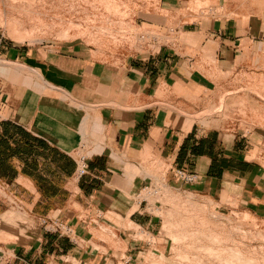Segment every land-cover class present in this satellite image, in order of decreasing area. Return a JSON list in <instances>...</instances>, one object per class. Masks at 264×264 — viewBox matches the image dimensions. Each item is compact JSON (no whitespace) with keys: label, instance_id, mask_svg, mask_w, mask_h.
Instances as JSON below:
<instances>
[{"label":"crops","instance_id":"0c3cea01","mask_svg":"<svg viewBox=\"0 0 264 264\" xmlns=\"http://www.w3.org/2000/svg\"><path fill=\"white\" fill-rule=\"evenodd\" d=\"M214 3L221 14L214 10L205 20L194 18L188 0H158L160 10L177 13L179 32L197 51L159 48L121 61L95 59L79 43L30 44L33 37L18 30L36 20L1 12L13 34H0V184L38 224L14 235L0 227L2 238L14 239L0 242V264H109L136 253L141 246L127 225L155 235L160 227L147 204L136 202L150 180L147 159L162 163L171 188L182 187L172 171L183 168L199 175L191 188L199 195L232 199L252 214L264 209V154H250L242 138L219 127L186 125L163 106L209 91L204 72L244 70L245 57L264 41V31L241 24L260 18L247 12L245 0ZM78 149L88 156L81 178ZM8 207L0 194V225L14 214ZM42 217L70 223L79 247L44 232Z\"/></svg>","mask_w":264,"mask_h":264},{"label":"rangeland","instance_id":"374dc122","mask_svg":"<svg viewBox=\"0 0 264 264\" xmlns=\"http://www.w3.org/2000/svg\"><path fill=\"white\" fill-rule=\"evenodd\" d=\"M157 1L0 0V34L12 39L13 28L1 16L3 10L12 14V9L17 18L31 16L36 20L32 29L24 25L25 30H18L20 35L33 37L30 44L79 43L99 60L121 61L159 48H174L180 54L197 51L196 44L179 32L176 12L160 10ZM245 2L247 12L260 18H241V24L251 23L264 31V0ZM214 4V0H188L194 18L205 20L214 10L221 14ZM247 57L238 62H243L244 70L204 72L212 84L204 95L181 93L188 102L163 106L186 125L201 121L242 138L245 151L258 155L264 154L259 145L264 140V41ZM3 116L0 113V118ZM143 173L150 180L143 186L145 190H139L136 202L147 204L146 212L160 218V227L156 235L144 236L137 230L135 238H143L149 245L141 243L125 264H264V209L252 214L232 199L217 203L192 187L171 188L163 182L162 163L157 159H147ZM0 194L14 212L0 227L9 235L22 228L35 230L38 223L26 215L17 200L5 195L1 184ZM127 226L136 229L132 223ZM12 241L0 238V242ZM112 261L109 264L117 262Z\"/></svg>","mask_w":264,"mask_h":264},{"label":"built area","instance_id":"2783aa9c","mask_svg":"<svg viewBox=\"0 0 264 264\" xmlns=\"http://www.w3.org/2000/svg\"><path fill=\"white\" fill-rule=\"evenodd\" d=\"M75 163H76V169H75V176L77 178L83 177L85 174L88 172V156L85 154L83 150H77L75 152ZM172 177L176 183H179L182 187H193L199 180L200 177L196 173H192L188 171L187 169L183 168H176L172 171ZM146 187L143 190H145ZM40 221V226L41 229L49 234L57 235L60 237H65L67 238L70 243L76 248L79 247V237L77 236L73 226L68 223L64 222L60 219L57 218H49V217H42L39 219ZM137 230H140L141 232L144 233V236L148 235H155L151 233L149 230L136 225V229L132 230V241L137 242L138 244H143L148 246L149 242L145 239H136L135 236L137 235ZM143 241V242H140ZM139 246V245H138ZM137 249V248H136ZM133 256L129 257H122L119 260L115 259L117 262L116 264H119V262L128 263L130 260H132Z\"/></svg>","mask_w":264,"mask_h":264}]
</instances>
